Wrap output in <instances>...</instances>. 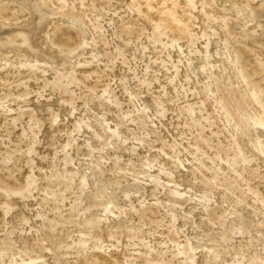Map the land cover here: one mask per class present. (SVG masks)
<instances>
[{
	"label": "rangeland",
	"instance_id": "rangeland-1",
	"mask_svg": "<svg viewBox=\"0 0 264 264\" xmlns=\"http://www.w3.org/2000/svg\"><path fill=\"white\" fill-rule=\"evenodd\" d=\"M0 264H264V0H0Z\"/></svg>",
	"mask_w": 264,
	"mask_h": 264
}]
</instances>
